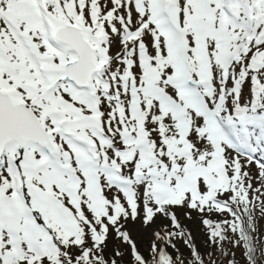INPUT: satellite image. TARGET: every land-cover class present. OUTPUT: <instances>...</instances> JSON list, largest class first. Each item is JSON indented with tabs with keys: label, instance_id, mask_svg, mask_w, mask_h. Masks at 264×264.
<instances>
[{
	"label": "snow or ice",
	"instance_id": "6c2138e0",
	"mask_svg": "<svg viewBox=\"0 0 264 264\" xmlns=\"http://www.w3.org/2000/svg\"><path fill=\"white\" fill-rule=\"evenodd\" d=\"M0 264H264V0H0Z\"/></svg>",
	"mask_w": 264,
	"mask_h": 264
}]
</instances>
